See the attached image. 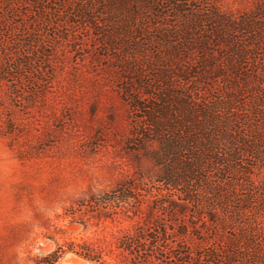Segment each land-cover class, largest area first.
Masks as SVG:
<instances>
[{
  "label": "trees",
  "instance_id": "obj_1",
  "mask_svg": "<svg viewBox=\"0 0 264 264\" xmlns=\"http://www.w3.org/2000/svg\"><path fill=\"white\" fill-rule=\"evenodd\" d=\"M78 27L110 52L132 170L66 214L144 209L150 220L118 241L130 264H264V0L244 12L223 0H0V81L39 63L47 82ZM37 92L24 90L27 103ZM193 238L206 243L195 249ZM66 250L100 260L85 242L41 260Z\"/></svg>",
  "mask_w": 264,
  "mask_h": 264
},
{
  "label": "rangeland",
  "instance_id": "obj_2",
  "mask_svg": "<svg viewBox=\"0 0 264 264\" xmlns=\"http://www.w3.org/2000/svg\"><path fill=\"white\" fill-rule=\"evenodd\" d=\"M223 1L240 12L259 2ZM79 28L78 46L63 45L47 82L39 63L29 77L0 81V264H44L42 258L67 242L89 243L100 260L66 250L53 264H130L119 238L150 220L144 209L134 216L66 214L87 190L107 188L132 170L121 156L129 103L106 69L110 52L91 32L81 37ZM9 83L21 87V97ZM32 89L38 92L29 104L24 90ZM189 241L195 249L206 243Z\"/></svg>",
  "mask_w": 264,
  "mask_h": 264
}]
</instances>
